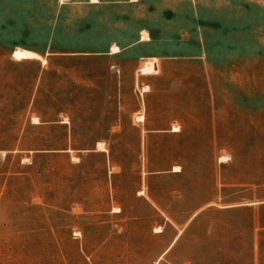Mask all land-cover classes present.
I'll return each mask as SVG.
<instances>
[{
  "label": "rangeland",
  "instance_id": "1",
  "mask_svg": "<svg viewBox=\"0 0 264 264\" xmlns=\"http://www.w3.org/2000/svg\"><path fill=\"white\" fill-rule=\"evenodd\" d=\"M0 264H264V0H0Z\"/></svg>",
  "mask_w": 264,
  "mask_h": 264
},
{
  "label": "bare ground",
  "instance_id": "2",
  "mask_svg": "<svg viewBox=\"0 0 264 264\" xmlns=\"http://www.w3.org/2000/svg\"><path fill=\"white\" fill-rule=\"evenodd\" d=\"M93 1H98V0H93ZM112 50L114 52H117V51H119V47L115 45V46L112 47ZM17 57H19V58H39L43 62H45V58H43L39 53H37V52H35L33 50H30V49L22 48V47L18 48ZM143 118L144 117L142 115H140L138 119L139 120H141V119L143 120ZM36 120H37V118H36ZM174 130H176V131L179 130L177 125H175ZM98 148L99 149H105L104 143L103 142H99L98 143ZM176 170L178 171V170H180V168L177 166Z\"/></svg>",
  "mask_w": 264,
  "mask_h": 264
}]
</instances>
